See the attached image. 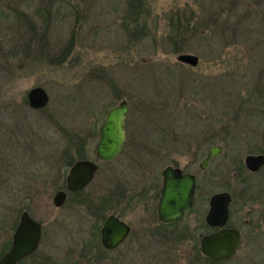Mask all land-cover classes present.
I'll list each match as a JSON object with an SVG mask.
<instances>
[{
	"label": "rangeland",
	"instance_id": "374dc122",
	"mask_svg": "<svg viewBox=\"0 0 264 264\" xmlns=\"http://www.w3.org/2000/svg\"><path fill=\"white\" fill-rule=\"evenodd\" d=\"M128 8L127 0H0V252L28 210L43 226L35 260L85 263L93 214L110 196L100 231L109 214L133 231L115 250L99 231L101 264H214L197 247L209 198L229 191L242 245L223 264H264V166L245 164L264 155V0H145L135 37ZM184 54L197 64L180 61ZM38 86L50 96L42 109L29 101ZM124 99L121 154L55 206L70 166L98 162L100 127ZM213 145L223 151L201 169ZM168 165L196 174L197 190L192 212L164 227L156 206Z\"/></svg>",
	"mask_w": 264,
	"mask_h": 264
},
{
	"label": "water",
	"instance_id": "95a60500",
	"mask_svg": "<svg viewBox=\"0 0 264 264\" xmlns=\"http://www.w3.org/2000/svg\"><path fill=\"white\" fill-rule=\"evenodd\" d=\"M179 60L189 64H197L198 57L184 54ZM30 105L34 109L45 108L50 96L44 87L38 86L29 92ZM130 110L129 102L124 99L108 111L99 131L96 145L97 157L101 161H113L122 152L126 142L125 123ZM221 145L209 148L207 156L200 167L205 169L210 160L222 153ZM247 168L253 172L264 166V155H248L245 158ZM99 164L93 160L76 161L67 175V189L78 191L85 188L94 179ZM163 186L158 203V216L162 222H176L181 220L195 204L197 177L195 174H183L182 168L173 165L163 171ZM67 199V192L58 191L54 196V204L62 207ZM233 197L229 191L215 193L211 198V209L207 221L220 230L203 236L201 250L204 255L214 260H226L233 257L241 246V231L237 228H227L229 220V205ZM131 226L116 215H109L102 227V244L108 249L121 245L129 236ZM43 234L42 223L35 220L28 210L22 212L19 223L13 234L10 250L0 258V264H19L21 260L32 255L40 246ZM69 264H82L80 260H73Z\"/></svg>",
	"mask_w": 264,
	"mask_h": 264
},
{
	"label": "trees",
	"instance_id": "16d2710c",
	"mask_svg": "<svg viewBox=\"0 0 264 264\" xmlns=\"http://www.w3.org/2000/svg\"><path fill=\"white\" fill-rule=\"evenodd\" d=\"M127 4L129 6L128 10H130L129 12H131V18H132V24H136V29L134 31L131 32V35L133 37H135L139 32V27L137 26L140 23V19L139 16H143L144 14V10H145V0H127ZM220 13L214 12L213 14H211L209 17V19L211 20L212 23L215 22V19L218 18ZM137 16V17H136ZM230 19V17L228 16L227 21ZM143 34H140L139 36H142ZM262 111L264 112V109H262ZM83 190L76 192V193H81ZM74 193V194H76ZM113 200L112 197L110 196H106L103 199H101V205L102 206H98L100 209H103L100 212L94 213L93 215L95 216L96 220V224H94V229L92 230V236H93V242L90 246L86 247V251L84 252V254L81 256V258L85 261V264H101L104 259L101 257V254L103 252H105L101 246L99 241H97L98 237H99V231L101 228V222L102 220L105 218V210H107L108 208L110 209V207H108L109 205H111V201ZM108 207V208H107ZM18 225V219L15 221L14 223V227L13 230H15V228ZM162 225V224H161ZM165 226V225H162ZM13 240V239H12ZM12 240L9 241L5 246H4V250L2 252H0V258L2 256H4L7 251L8 248L10 246V244L12 245ZM11 248V246H10ZM9 248V249H10ZM35 255H36V251L28 256L27 258L21 260V262L19 264H26L27 262H33V264H45L46 262H48L49 257H43V259H41V261H38V259L35 260ZM42 262V263H40ZM215 264V262H212ZM49 264H58L57 261H52V259L50 260ZM63 264V263H61Z\"/></svg>",
	"mask_w": 264,
	"mask_h": 264
},
{
	"label": "flooded vegetation",
	"instance_id": "af4514ba",
	"mask_svg": "<svg viewBox=\"0 0 264 264\" xmlns=\"http://www.w3.org/2000/svg\"><path fill=\"white\" fill-rule=\"evenodd\" d=\"M125 130H126V125H125ZM126 140H127V133H126ZM125 145V144H124ZM96 156H97V151H96ZM80 160H84V159H80ZM90 160V159H89ZM97 160H98V164H99V169H100V162H106V161H101V160H99V158L97 157ZM115 160V159H114ZM78 161V160H77ZM94 161V160H93ZM76 162V161H75ZM74 162V163H75ZM96 162V161H95ZM109 162H111V161H109ZM73 163V164H74ZM72 164V165H73ZM71 165V166H72ZM71 166H70V168H71ZM169 166V165H168ZM174 166V165H173ZM167 167V166H166ZM165 167V168H166ZM175 167H179V166H175ZM164 168V169H165ZM181 168V167H180ZM201 168V167H200ZM99 169L97 170V172H96V174H95V176H94V179H95V177H96V175H97V173H98V171H99ZM164 169H163V171H164ZM202 169V168H201ZM70 170V169H69ZM163 171H162V186H163V179H164V177H163ZM182 171H183V174H194V173H190V172H188V171H185L183 168H182ZM68 173H69V171H68ZM68 173H67V175H68ZM196 175V174H195ZM196 177H197V175H196ZM94 179L91 181V183L94 181ZM91 183H89V185L91 184ZM89 185H87L85 188H83V189H81V190H84V189H86ZM161 189H162V187H161ZM161 189H160V196H161ZM60 190H64V191H66L67 192V199H68V197H69V195L70 194H74V193H76V192H79V191H81V190H78V191H69L68 189H67V176H66V179H65V184H64V188H62V189H60ZM59 190V191H60ZM196 190H197V187H196ZM58 192V191H57ZM220 192H222V191H220ZM216 193H218V192H216ZM231 193V192H230ZM215 194V193H214ZM213 194V195H214ZM212 195V196H213ZM231 195H232V193H231ZM160 196H159V199H158V202H157V206H156V213H157V218H158V220L160 221V219H159V216H158V203H159V200H160ZM212 196L209 198V202H208V209H207V212H206V216H205V228H206V231L208 232V233H206V234H204L203 236H205V235H207V234H211V233H213V232H216V231H218V230H220L221 229V227H214V226H212L211 224H209L208 223V221H207V216H208V213H209V211H210V209H211V198H212ZM232 197H233V195H232ZM67 199H66V202H67ZM234 199V198H233ZM65 202V203H66ZM232 202H233V200H232ZM232 202L230 203V205H229V209H230V215H229V220H228V222H227V224L225 225V227H227V228H237V227H235V226H233L231 223H230V216H231V205H232ZM65 205V204H64ZM195 205H196V193H195V204H194V206H193V208L195 207ZM193 208L188 212V213H186L185 214V216L181 219V220H179V221H176V222H162V221H160L161 222V224L162 225H165V226H172V225H176V224H179V223H181L191 212H192V210H193ZM23 211H25V210H23ZM22 211V212H23ZM31 215V214H30ZM109 215H111V214H109ZM108 215V216H109ZM114 215H116V214H114ZM107 216V217H108ZM118 218H120L121 220H124V219H122L121 218V216H119V215H116ZM21 217V216H20ZM106 217V218H107ZM36 220V219H35ZM125 221V220H124ZM126 223H128L127 221H125ZM129 224V223H128ZM104 225V224H103ZM130 225V224H129ZM131 226V225H130ZM164 226V227H165ZM103 227V226H102ZM237 229H239V228H237ZM240 231H241V229H239ZM101 231H102V229H101ZM101 231H100V234H101ZM132 231H133V228H132V226H131V232H130V234H129V236L127 237V239L131 236V234H132ZM241 235H242V231H241ZM203 236H202V238H203ZM202 238H201V241H202ZM127 239L121 244V245H123L126 241H127ZM242 240V239H241ZM101 242H102V234H101ZM103 245V244H102ZM121 245H119L118 247H116V248H114V249H108V248H106L104 245H103V247L105 248V249H107V250H115V249H117V248H119ZM241 245H242V241H241ZM241 247V246H240ZM37 251V250H36ZM197 251H198V253L200 254H202L205 258H206V260H208L210 263H212V262H215V264H223V263H225L226 261H228V260H230V259H232L233 257H231L230 259H226V260H214V259H212V258H210V257H208V256H206V255H204L203 254V252H202V250H201V242H200V246L199 247H197ZM238 252V251H237ZM81 263L82 264H85V263H83L82 261H81Z\"/></svg>",
	"mask_w": 264,
	"mask_h": 264
}]
</instances>
